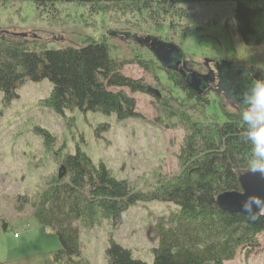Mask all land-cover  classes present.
Returning <instances> with one entry per match:
<instances>
[{
	"label": "rangeland",
	"instance_id": "374dc122",
	"mask_svg": "<svg viewBox=\"0 0 264 264\" xmlns=\"http://www.w3.org/2000/svg\"><path fill=\"white\" fill-rule=\"evenodd\" d=\"M233 9L231 3L177 2L173 12H183V17L166 18L154 25L134 15L92 14L84 6L57 5L51 12H41L31 2L0 1V31L7 37L37 42L30 44L29 50L78 47L103 40L110 48V58L122 63L121 75L142 80L150 89L149 94L109 89L133 98L135 112L142 118L123 122L114 115L78 110L59 116L40 106L51 91L47 80L24 83L10 100L0 92V264H61L54 262L59 240L51 229L41 227L33 218L32 201L51 176L62 174L60 161L65 155L80 151L94 166L103 163L116 180L132 182L142 192L156 178L170 179L179 172L177 155L184 131L177 121L168 122L159 116L155 93L168 100L183 95L158 69L145 41L154 38L177 46L193 73L202 74L204 63L212 69L211 61H225L264 76V46L242 44L234 26ZM137 57L151 61L149 71L139 67ZM208 99L216 100L213 95ZM220 105L224 111L236 113L224 100ZM206 112L215 114L218 124H222L217 105L211 104ZM37 128L54 138L50 152L45 150ZM170 211L173 207L164 203H140L129 207L115 227L106 220L94 227L75 223L80 260L73 262L107 264L105 251L112 240L128 250L134 260L152 264L156 241L150 229ZM227 264H264V234L257 235L251 247L239 249Z\"/></svg>",
	"mask_w": 264,
	"mask_h": 264
},
{
	"label": "trees",
	"instance_id": "16d2710c",
	"mask_svg": "<svg viewBox=\"0 0 264 264\" xmlns=\"http://www.w3.org/2000/svg\"><path fill=\"white\" fill-rule=\"evenodd\" d=\"M20 1L33 3L41 12H51L57 5H77L87 7L92 14L134 15L154 25L166 18L183 17V12H173L168 0ZM178 3H231L234 26L242 44L264 46V0ZM7 36L0 31V92L6 100L15 97L16 90L26 82L47 80L51 91L40 106L59 116L78 110L114 115L118 122L142 120L135 112L133 98L123 91L109 89L126 88L132 94H149L150 89L142 80L133 81L121 75L122 63L110 58V48L103 40L36 52L28 46L37 42ZM137 58L139 67L149 71L151 61ZM158 69L164 71L161 66ZM166 73L183 98L168 100L156 96V109L166 121L180 123L184 131L177 155L179 172L170 179L156 178L142 192L132 182L116 180L103 163L94 166L80 151L65 155L60 161L62 174L51 176L32 201L33 218L41 227L51 229L59 240L55 263L81 264L73 262L80 260L75 223L94 227L106 220L115 227L129 207L140 203L160 202L173 207L168 216L158 218L150 229L156 241L152 264H227L235 259L239 249L251 247L255 237L264 234V213L253 218L224 212L216 204L219 195L240 192V174L236 169L243 168L250 155L239 113L226 112L218 106L223 119L218 124L215 114L206 112L210 102L194 97L181 76ZM36 133L50 152L54 138L44 129L37 128ZM105 259L107 264H146L134 260L128 250L112 240Z\"/></svg>",
	"mask_w": 264,
	"mask_h": 264
},
{
	"label": "clouds",
	"instance_id": "9594fccd",
	"mask_svg": "<svg viewBox=\"0 0 264 264\" xmlns=\"http://www.w3.org/2000/svg\"><path fill=\"white\" fill-rule=\"evenodd\" d=\"M233 108L239 113L244 125V139L250 144V155L244 167L236 171L264 178V76L251 80L247 90L234 100ZM242 208L255 218L257 212L264 213V197L250 195L244 200Z\"/></svg>",
	"mask_w": 264,
	"mask_h": 264
},
{
	"label": "water",
	"instance_id": "95a60500",
	"mask_svg": "<svg viewBox=\"0 0 264 264\" xmlns=\"http://www.w3.org/2000/svg\"><path fill=\"white\" fill-rule=\"evenodd\" d=\"M168 2L170 5H174L179 2V0H168ZM145 46L155 61L166 70H170L172 67H177L179 59L182 57L181 51L177 46L171 43H165L161 40L147 38ZM183 82L189 91L193 92L195 95H201V78L195 73H189L185 76ZM238 183L240 186V192H225L217 197L216 204L218 208L224 212L239 213L251 217L243 211L242 204L250 195L264 197V178L257 174H240L238 177ZM259 213L261 212H257L256 215Z\"/></svg>",
	"mask_w": 264,
	"mask_h": 264
},
{
	"label": "flooded vegetation",
	"instance_id": "af4514ba",
	"mask_svg": "<svg viewBox=\"0 0 264 264\" xmlns=\"http://www.w3.org/2000/svg\"><path fill=\"white\" fill-rule=\"evenodd\" d=\"M207 61L208 60H206V62ZM210 64L213 70L209 68V65H207V63H204V72L202 74L195 73L201 78V95H195L193 92H190L197 99H200L202 101L206 100L210 102V105L215 104L220 108H222L220 102L223 100L231 107H233L234 100L238 99L247 90L248 86L251 83V80L253 78L262 77L261 73L256 72L251 68L243 69L241 67L233 65L230 62L211 61ZM164 72H173L181 76V78H183L184 80L185 76H187L189 73H192L191 70L187 68V60L183 55L182 57H180L177 67H172L170 70L164 69ZM155 94L157 95L158 99H161L159 97V94ZM210 95H213L216 98L214 102L208 99ZM236 113L238 112L236 111Z\"/></svg>",
	"mask_w": 264,
	"mask_h": 264
},
{
	"label": "built area",
	"instance_id": "2783aa9c",
	"mask_svg": "<svg viewBox=\"0 0 264 264\" xmlns=\"http://www.w3.org/2000/svg\"><path fill=\"white\" fill-rule=\"evenodd\" d=\"M15 237H16V235H15Z\"/></svg>",
	"mask_w": 264,
	"mask_h": 264
}]
</instances>
